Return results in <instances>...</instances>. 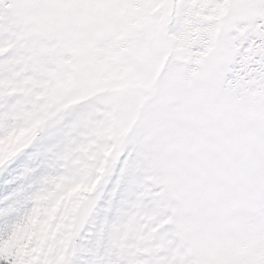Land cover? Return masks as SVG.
Instances as JSON below:
<instances>
[{
	"label": "snow or ice",
	"instance_id": "1",
	"mask_svg": "<svg viewBox=\"0 0 264 264\" xmlns=\"http://www.w3.org/2000/svg\"><path fill=\"white\" fill-rule=\"evenodd\" d=\"M0 264H264V0H0Z\"/></svg>",
	"mask_w": 264,
	"mask_h": 264
}]
</instances>
